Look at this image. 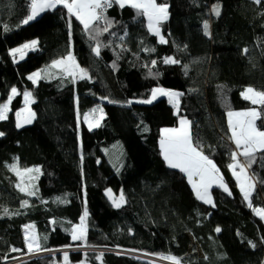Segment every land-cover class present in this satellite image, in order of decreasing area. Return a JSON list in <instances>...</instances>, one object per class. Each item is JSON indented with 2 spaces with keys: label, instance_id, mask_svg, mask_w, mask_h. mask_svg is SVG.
I'll list each match as a JSON object with an SVG mask.
<instances>
[{
  "label": "trees",
  "instance_id": "1",
  "mask_svg": "<svg viewBox=\"0 0 264 264\" xmlns=\"http://www.w3.org/2000/svg\"><path fill=\"white\" fill-rule=\"evenodd\" d=\"M157 3L168 5V19L160 25L166 43H159L148 31L146 18L137 17L130 6L114 5L106 14L115 21L110 31L117 36L100 37L105 43L113 41V46L96 57L91 51L95 44L62 5L23 25L31 0H0V103L13 86L18 90L8 119L0 121V129L13 130L0 139V264L28 252L21 225L33 226L28 230L40 249L93 248L68 252L70 262L154 264L110 251L122 248L182 258L184 264H264V220L248 207L228 168L236 148L227 122V111L254 107L241 96L245 87L264 91V2ZM213 6L219 7V16ZM125 31L126 51L121 52L118 37ZM30 39L39 41L38 50L14 63L9 49ZM69 51L89 70L90 79L77 78L75 83L68 78L44 79L35 85L28 80L30 73L47 68ZM168 56L181 63L164 64ZM152 60L157 61L155 68ZM149 68L159 74L149 77ZM156 86L184 93L179 111L164 97L151 104L136 102L147 99ZM25 91L32 93L35 118L14 130ZM100 97L107 98L101 103L104 116L99 127L90 129L84 114ZM182 117L193 122L194 141L216 164L232 193L213 186L214 206L198 200L185 173L170 168L160 152L161 129L176 126ZM257 127L264 131V119ZM260 156L248 172L254 180L264 181ZM14 163L18 168L41 169L33 172L35 196L16 187L19 178L8 167ZM107 189L123 192L126 202L113 207ZM57 198L63 202H55ZM23 200L29 206L21 208ZM251 202L253 208L264 203V184H256ZM85 210L86 240L73 241L71 228L80 223ZM185 234L193 240L189 250L181 244ZM57 256L15 264H56Z\"/></svg>",
  "mask_w": 264,
  "mask_h": 264
},
{
  "label": "snow or ice",
  "instance_id": "2",
  "mask_svg": "<svg viewBox=\"0 0 264 264\" xmlns=\"http://www.w3.org/2000/svg\"><path fill=\"white\" fill-rule=\"evenodd\" d=\"M255 2L261 3L264 2V0H255ZM59 5H62L63 8L67 9L69 18L74 16L75 19L82 25V31L87 36L89 42L95 44V46L91 48V51L96 57L101 55L102 49L113 46V41L110 40L105 43L100 39V37H102L105 33H108L113 37L117 36L116 32L110 31L115 26V21L110 19L106 14L107 10L112 8L114 5H118L121 9L126 6H130L136 11L137 17L142 16L147 19L149 32L160 37L159 43L167 42L161 35L160 25L168 19V5L157 3V0H31L30 14L22 21V24L26 25L37 20L41 14L49 10H55ZM212 11L216 16L220 15V9L218 6H213ZM68 27L71 39V19H69ZM203 29L207 35L209 30L207 21L204 22ZM7 30L9 29L6 27L5 31ZM126 36L127 32L125 31L124 35L118 37V39L122 42L120 45H117L120 47L121 52L126 51V48L123 46V41ZM38 44L39 41L37 39H32L21 44L19 47L9 49V55L13 58L14 63L17 62V56L19 57V60L22 61L25 59V54L27 52L38 50ZM145 51H155V49H145ZM244 51L246 53L248 50L245 49ZM117 59H119V53H117ZM162 62L164 64L181 63L172 56L163 58ZM151 65L152 68H155L157 61L152 60ZM115 66L116 61H113V67ZM187 67L188 66L186 65L184 66L186 71ZM152 68H149L148 76L155 78L159 73L153 72ZM51 69H57L58 75L54 74ZM27 78L35 85L44 79L57 78H68L75 83L77 78L80 80H87L90 79V76L89 70L80 66L76 62L75 57L69 51L65 57L52 61L51 65L45 69L32 72ZM16 95H18V90L15 86H13L10 90L7 102L0 103V121L8 119L10 104L13 97ZM183 95L184 93L182 92L157 86L151 89V94L148 99L136 102L151 104L160 97H166L168 103L179 111L181 106L180 98ZM241 96L244 100L250 101L254 107L244 111H227L228 129L231 133L229 139L235 144L236 148L235 151L230 153V158L233 163H230L228 168L232 170V175L237 181L243 199L248 202V207L252 209L261 220H264V208H253L251 202L253 194L256 190V184H264V181L253 180L252 176H250L247 171L256 161L258 153L261 154L260 159L264 160V131L257 127V121L264 119V91H257L252 87H247L241 93ZM23 97L25 101V108L15 113L17 128H22L25 124H31L35 118V113L32 112L30 107H28L29 104L34 102L31 99L32 93L25 91L23 93ZM127 103L131 104L133 101H128ZM255 106H260V109L257 110V107ZM99 111L102 113L103 109H99ZM94 112L91 115L89 113L84 114V121L88 124L90 129L99 127L100 120L103 119V115L96 118ZM192 123L193 122L187 118H181L178 128L161 129V154L170 168L179 169L180 172L187 175L188 182L191 184L198 200L214 206L210 193V189L213 185L222 188L223 191L229 195L232 193L223 176L220 174V170L217 168L216 164L212 159L204 154L202 148H200L194 141ZM3 135L4 133L0 132V136ZM239 157H243L247 163H241ZM8 167L21 178V183L16 185L19 191L26 193V195L30 197L35 196L37 194L36 190H34V186L31 185V179L33 177L29 175L28 182L25 184L24 174H31L33 172L40 173L41 169L39 167L32 169L26 168L23 169V172H21L18 168V163L8 165ZM237 168L239 171H236ZM106 194L108 195L109 200L112 201V205L115 208H120L122 204L126 202L123 192H121L119 197H116L112 194V190L108 189ZM55 202L62 203L63 201L60 198H57ZM27 206H29L27 200L21 201V208ZM7 211V209H4L5 213H7ZM87 217L88 213L87 210H85L83 215L80 217V223L72 226L71 238L73 241L86 240L87 226L85 221ZM25 227L29 228L33 226L26 225ZM220 230V228L216 229L217 232ZM26 242L30 253L33 251H40V245L36 236H26ZM249 243L251 247H255L254 243ZM34 245L35 248L33 247ZM102 255L103 253H101V256ZM97 259H100V257L98 256ZM166 259L173 261L174 264H180V259L182 258L168 256ZM64 260L66 262L68 260L67 252L64 253Z\"/></svg>",
  "mask_w": 264,
  "mask_h": 264
},
{
  "label": "rangeland",
  "instance_id": "3",
  "mask_svg": "<svg viewBox=\"0 0 264 264\" xmlns=\"http://www.w3.org/2000/svg\"><path fill=\"white\" fill-rule=\"evenodd\" d=\"M158 39H160V37H158ZM30 40H32V39H30ZM30 40H27L25 42H28ZM25 42H23V43H25ZM20 45H17L15 47H19ZM16 60H19V57L18 56L16 57ZM35 71H37V70H35ZM35 71H33V72H35ZM159 87H161V86H159ZM247 87H250V86H247ZM247 87H245V88H247ZM244 89L241 91V93L244 91ZM257 91H260V90H257ZM150 94H149L148 98L150 97ZM164 98H166V97H164ZM104 101H106V99H104V97H100L99 103H97L96 105H94L89 110L88 113L91 115V114H93V112L95 110L94 115H95L96 118H99L101 115L104 116V112L101 113L99 111V109H102L101 103L104 102ZM5 102H7V99L4 102H2V103H5ZM28 107L31 108V104H29ZM24 108H25V101L23 99L22 107L19 110L24 109ZM250 108H252V107H250ZM250 108H246L244 110H248ZM244 110H239V111H244ZM227 121H228V119H227ZM93 122H95V121H93ZM10 129L11 128H3V129H0V132L4 133L3 136H0V139L4 138L7 135H9L10 133H12L13 130H10ZM12 129H14V130L17 129V127H16V116H15V125H14V127ZM23 169H25V168H19V170L21 172H23ZM29 175H31L33 177L31 179V185H33V182H34V174L33 173H31V174H24V183L27 184V182H28V176ZM18 178H19V184H20L21 183V178L19 176H18ZM112 194L114 196H116V197H119V195H120V194H114L113 192H112ZM78 224L79 223H77L75 225H78ZM33 235L35 236V234H33L31 231H29L28 228H24L25 245H26L27 249H28V244L26 242V236H29L30 237V236H33ZM181 244H182L183 248H185L186 250H189L192 247V245H193V240H192L191 236L189 234H185L181 238ZM33 247L35 248V245ZM89 249L92 250L93 248H89ZM50 250H51L50 248L49 249H40V251H33V252L30 253L29 252V249H28V252L27 253L22 254V255H20V256L17 257V258H20V260L17 261V262H20V261H23V260H27V259H30V258H33V257L41 256V255H48V254H54V255H56V254H59L60 256H57L58 257V260H57V263L56 264H87V263L70 262L69 258H68L67 262L64 260V253L65 252L68 253V252L72 251V248H58V249H55L56 251H53V253H51ZM82 250H87V249H85V248L78 249V251H82ZM97 250H103V249H97ZM110 251H113V252L118 253V254H124V255H128V256H132V257H135V258H138V259L146 260V261L152 262L154 264H174L173 261L166 259V257H168L169 255L150 254V253L143 252V251H135V250L121 249V248H113V249H110ZM7 261H9V260H7ZM180 264H184V263L180 262Z\"/></svg>",
  "mask_w": 264,
  "mask_h": 264
},
{
  "label": "crops",
  "instance_id": "4",
  "mask_svg": "<svg viewBox=\"0 0 264 264\" xmlns=\"http://www.w3.org/2000/svg\"><path fill=\"white\" fill-rule=\"evenodd\" d=\"M147 24H148V21H147V19H146V27H147ZM147 29H148V27H147ZM148 31H149V29H148ZM158 37V36H157ZM51 65V64H50ZM45 69V68H44ZM38 71V70H37ZM51 71L54 73V72H58V70L57 69H51ZM23 99H24V97H23ZM91 109V108H90ZM89 109V110H90ZM89 110H88V112H89ZM87 112V113H88ZM182 118H185V117H182ZM181 119V118H180ZM180 119H179V121H180ZM227 119H228V117H227ZM179 121H178V124L176 125V126H174V127H164V128H178L179 127ZM228 122V121H227ZM163 129V128H162ZM160 139H161V136H160V138H159V140H158V146H159V149H160V152H161V148H160ZM239 160H240V157H239ZM166 162V161H165ZM240 162H241V160H240ZM167 163V162H166ZM233 163V162H232ZM242 163V162H241ZM237 171L239 170L238 168L236 169ZM248 171V170H247ZM230 172H231V174H232V170H230ZM248 174L251 176V174L248 172ZM186 175V174H185ZM233 176V175H232ZM186 178H187V175H186ZM233 178L235 179V177L233 176ZM252 179H253V177H252ZM188 180V179H187ZM254 180V179H253ZM235 181H236V179H235ZM236 184H237V181H236ZM191 185V184H190ZM213 186H216V185H213ZM237 186H238V184H237ZM191 188H192V186H191ZM239 188V187H238ZM193 190V189H192ZM211 190V189H210ZM194 192V191H193ZM195 194V193H194ZM203 202V201H202Z\"/></svg>",
  "mask_w": 264,
  "mask_h": 264
},
{
  "label": "built area",
  "instance_id": "5",
  "mask_svg": "<svg viewBox=\"0 0 264 264\" xmlns=\"http://www.w3.org/2000/svg\"><path fill=\"white\" fill-rule=\"evenodd\" d=\"M109 10V9H108ZM107 10V11H108ZM257 207H259V208H264V203L262 204V205H258V206H256L255 208H257ZM21 227L24 229V228H26L25 227V225H21ZM82 248H84V247H72V251H76V250H78V249H82ZM85 249H89V248H85ZM122 249V248H121ZM53 251H56L55 249H51L50 250V252L51 253H53ZM20 260V258H13V259H10L9 261H5V262H3V263H1V264H15L17 261H19Z\"/></svg>",
  "mask_w": 264,
  "mask_h": 264
}]
</instances>
